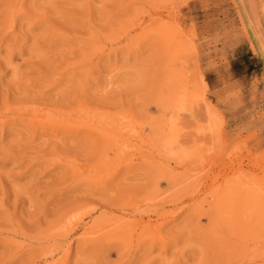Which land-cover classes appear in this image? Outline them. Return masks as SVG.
Returning <instances> with one entry per match:
<instances>
[{
  "label": "rangeland",
  "instance_id": "1",
  "mask_svg": "<svg viewBox=\"0 0 264 264\" xmlns=\"http://www.w3.org/2000/svg\"><path fill=\"white\" fill-rule=\"evenodd\" d=\"M0 264H264V0H0Z\"/></svg>",
  "mask_w": 264,
  "mask_h": 264
},
{
  "label": "clouds",
  "instance_id": "2",
  "mask_svg": "<svg viewBox=\"0 0 264 264\" xmlns=\"http://www.w3.org/2000/svg\"><path fill=\"white\" fill-rule=\"evenodd\" d=\"M168 154L171 155L174 158L181 159V160L186 159L187 156H188L187 151H185V152H179V153L178 152H171L170 151Z\"/></svg>",
  "mask_w": 264,
  "mask_h": 264
},
{
  "label": "bare ground",
  "instance_id": "3",
  "mask_svg": "<svg viewBox=\"0 0 264 264\" xmlns=\"http://www.w3.org/2000/svg\"><path fill=\"white\" fill-rule=\"evenodd\" d=\"M256 23V22H255ZM258 24V23H257ZM188 99V98H187ZM188 103V102H187ZM207 106V105H206ZM208 107H209V105H208ZM208 107H206V112H207V114L209 115V116H212L213 115V111L212 110H208L209 108ZM208 108V109H207ZM211 109V108H210ZM183 111H189V109H184ZM199 135H201V134H199Z\"/></svg>",
  "mask_w": 264,
  "mask_h": 264
}]
</instances>
